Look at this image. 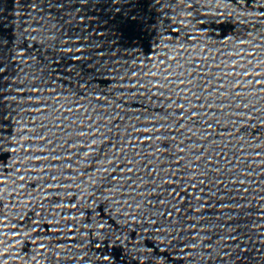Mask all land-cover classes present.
<instances>
[{"label":"water","instance_id":"95a60500","mask_svg":"<svg viewBox=\"0 0 264 264\" xmlns=\"http://www.w3.org/2000/svg\"><path fill=\"white\" fill-rule=\"evenodd\" d=\"M0 264H264V0H0Z\"/></svg>","mask_w":264,"mask_h":264},{"label":"snow or ice","instance_id":"6c2138e0","mask_svg":"<svg viewBox=\"0 0 264 264\" xmlns=\"http://www.w3.org/2000/svg\"><path fill=\"white\" fill-rule=\"evenodd\" d=\"M209 127H211V125H209Z\"/></svg>","mask_w":264,"mask_h":264}]
</instances>
